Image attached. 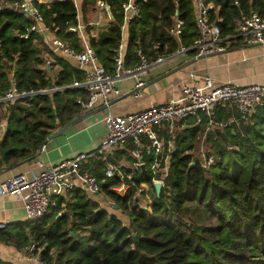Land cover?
Wrapping results in <instances>:
<instances>
[{"label":"trees","instance_id":"1","mask_svg":"<svg viewBox=\"0 0 264 264\" xmlns=\"http://www.w3.org/2000/svg\"><path fill=\"white\" fill-rule=\"evenodd\" d=\"M82 1L81 7L73 0L35 2L43 23L77 51L81 38L68 27L83 23L90 0ZM103 1L110 19L93 36L87 29L86 37L99 63L112 73L127 0ZM204 1L219 9L224 44L241 39L236 26L243 17L255 12L264 19V0ZM136 5L138 15L125 29L124 67L138 63V49L152 61L159 52L156 45L175 51L191 48L198 38L194 0H136ZM177 21L182 22L178 35ZM30 24L16 11H0V95L12 78L18 91H50L0 102V121L6 120L0 168L31 158L57 128L89 111L77 103L86 100V91L70 86L74 79H84L83 71L61 56H52L51 67L44 68L46 50L38 35L20 37ZM200 115L199 122L196 117L179 121L172 133L167 126L157 128L164 149L158 156L161 169L168 159L165 174H152L153 152L147 151L145 140L141 154L146 172L133 176L124 196L111 188L117 180L105 178L104 161L85 164L102 193L124 212L126 224L83 191H74L58 198L42 218L7 223L0 229V241L17 250L34 247L32 254L46 264H264V100L246 119L227 103L216 105L213 118L223 127L213 131L206 130L209 119ZM123 153L131 158L127 150ZM208 158L212 162L203 165ZM154 175H163V186L153 196L151 210L133 206L136 187L145 181L153 188ZM83 228H88L85 235ZM0 264L13 263L0 257Z\"/></svg>","mask_w":264,"mask_h":264},{"label":"built area","instance_id":"2","mask_svg":"<svg viewBox=\"0 0 264 264\" xmlns=\"http://www.w3.org/2000/svg\"><path fill=\"white\" fill-rule=\"evenodd\" d=\"M60 1V0H58ZM74 1V0H73ZM196 4V24L198 27V38L194 41L192 48L196 56L210 53L222 52L226 46L223 43L224 37L221 34L219 23L222 19L219 16V9L213 3H206L204 0H194ZM35 0H0V11L8 9L16 11L28 19L31 24L25 29L20 37L26 38L29 33L34 32L40 39L41 46L46 50L42 66L49 69L52 64V56H61L71 62L77 69L83 71L82 81L74 79L71 87L83 88L87 93L86 100L77 99L85 110H91L97 103L107 106L110 99L119 95L120 91L114 86V82L132 77L134 79L133 95L140 97L146 82L142 74L146 73L153 65L162 63L166 55L159 49L157 57L150 61L141 49L137 50L139 61L132 67L123 66V45L120 43L116 49L115 68L109 73L98 60L95 51L86 41L85 24L78 21L74 26H69L71 31L79 33L83 46L80 51L69 46L64 40L58 37L55 30L43 23V16L35 4ZM96 7L107 14L110 19L109 8L103 0H96ZM138 15L136 0H127L123 4V26L124 30ZM96 26V30L105 26L104 22H88ZM181 21H177L175 34H180ZM237 35L243 43L248 45L259 44L264 46V19L257 13L243 17L237 24ZM187 48L181 47L170 54L174 55ZM52 90V89H51ZM182 95L165 104L153 105L136 112L123 115H115L106 112L104 116L105 132L100 139L99 147L93 151L80 152L72 157L64 158L56 163H51L38 173H19L0 183V195L15 194L22 197L23 209L26 219L36 220L42 218L51 207L57 205L60 197H67L74 191H83L91 198L103 196L100 183L95 174L84 168L86 163L95 160L105 162V178L115 179L117 184L111 188L124 196L134 184L133 176L140 175L142 165L145 167V159L141 154L145 140L147 151L153 152V162L149 168L152 174L163 170L164 174L168 168V159H165V167H159L158 156L163 154V141L159 139L157 128L168 127L172 133L176 123L189 117H196L200 121L203 114L209 120L206 123V130L213 131L223 127L222 122L213 118V109L216 105L227 103L233 106L242 119H246L264 100V84L238 85L234 83H216L210 77L204 79L202 86L182 84ZM50 91L38 89L29 91H18L14 78L4 95H0V102L16 100L25 96H32ZM5 121H0V127ZM1 139V134H0ZM172 147L173 142L170 141ZM133 145V146H132ZM229 147H232L229 145ZM173 148H171L172 150ZM116 150H127L131 158L122 156L118 160L113 158ZM212 158L203 161V165H209ZM42 166L43 164L40 163ZM135 174V175H134ZM160 181L163 186V175L153 176L151 182ZM152 188V187H151ZM152 190H154L152 188ZM150 184L141 182L135 189L132 205L142 210L150 211L152 198L149 196ZM144 195V196H143ZM96 198V200L98 199ZM102 204V203H101ZM113 207L115 204L110 202ZM7 222L0 221V229L5 228ZM31 247L29 253L32 254ZM39 264H46L35 255ZM55 264V263H49Z\"/></svg>","mask_w":264,"mask_h":264},{"label":"crops","instance_id":"3","mask_svg":"<svg viewBox=\"0 0 264 264\" xmlns=\"http://www.w3.org/2000/svg\"><path fill=\"white\" fill-rule=\"evenodd\" d=\"M125 29L122 30L121 43L123 46H126L128 39ZM96 32L91 31L92 36ZM85 39L88 40L87 37ZM81 41L83 45V40ZM237 42H226L224 51L201 59L196 58L192 47L171 55L169 48L164 46L161 53L166 55L165 60L160 64L153 65L141 75L146 84L140 97H135L132 93L134 87L132 77L115 81L114 86L119 89L120 94L113 96L107 106L97 103L81 120L68 126L60 135L45 141L43 147H40L31 158L10 166H2L0 168V183L16 174L38 173L51 163L72 157L80 152L97 149L105 132L104 116L106 112L123 115L153 105L168 103L181 97L182 84L202 86L206 77H210L216 83L264 84V46L248 45L243 43L242 39ZM235 43L237 44L235 45ZM2 124L0 127L1 137L5 131L6 120ZM59 129L61 128H57L54 132ZM228 145L230 144L228 143ZM123 151L116 150L113 153V158L118 160L122 156H127ZM40 163L43 165L41 166ZM96 198L91 199L96 200ZM96 201L103 207L102 202ZM120 212L121 210L113 206V211L110 213L118 216L126 224L127 217ZM20 220H26L22 197L15 194L0 195V221L10 223ZM80 233L87 234L88 228L81 229ZM0 257L13 264H39L35 260V255L32 256L29 250H17L1 241Z\"/></svg>","mask_w":264,"mask_h":264},{"label":"rangeland","instance_id":"4","mask_svg":"<svg viewBox=\"0 0 264 264\" xmlns=\"http://www.w3.org/2000/svg\"><path fill=\"white\" fill-rule=\"evenodd\" d=\"M74 1L79 7H81V4L83 2L82 0H74ZM89 21L90 22H100V23L101 22L106 23L108 21L107 14L104 11H101L96 7V0H94V1L90 0L86 6L85 16H83V14H82V22L85 24V31L88 29V30H90V32L91 31L96 32V28H95L96 26L88 24ZM172 148H173V145H172ZM201 151L203 152L204 150L201 149ZM154 195H155V192H154V190H152V188L150 186L149 196L153 199ZM97 200L99 202H102L101 205H103V207L107 208V210L109 212L113 211V207L110 205V202H112V201L110 199H108L104 194H103V196H101ZM120 213L125 215L124 212H122V211Z\"/></svg>","mask_w":264,"mask_h":264},{"label":"water","instance_id":"5","mask_svg":"<svg viewBox=\"0 0 264 264\" xmlns=\"http://www.w3.org/2000/svg\"><path fill=\"white\" fill-rule=\"evenodd\" d=\"M36 2H40V3H48V4H53V3H55L56 1H58V0H35ZM190 51H193V49H190ZM214 53H210V54H207V55H199V56H196V58L197 59H201V58H205V57H208V56H210V55H213ZM87 114H89V112H87V113H85V114H83V115H81V116H79V117H76V118H74V119H72V120H70L64 127H62L61 129H59L58 131H56V132H54V133H52V134H50L47 138H46V141L47 140H50V139H52V138H54V137H56V136H58V135H60L68 126H70V125H72V124H74L75 122H77V121H79V120H81L83 117H85ZM185 127H187V126H185ZM45 143H43L42 145H41V147H43V145H44ZM194 163L193 162H191L190 163V166H192ZM141 170L144 172L145 171V167L142 165V167H141ZM153 188H154V190H155V193H156V195L157 196H159V194H160V191H161V188H162V183L160 182V181H155V182H153Z\"/></svg>","mask_w":264,"mask_h":264}]
</instances>
